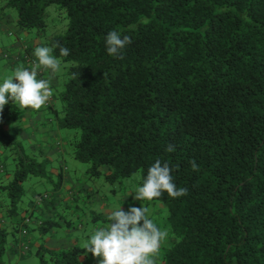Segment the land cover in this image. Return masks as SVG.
Wrapping results in <instances>:
<instances>
[{"label": "trees", "instance_id": "obj_1", "mask_svg": "<svg viewBox=\"0 0 264 264\" xmlns=\"http://www.w3.org/2000/svg\"><path fill=\"white\" fill-rule=\"evenodd\" d=\"M55 4L67 24L49 34L46 46L58 42L70 54L60 57L58 47L51 53L66 72L56 74L58 85L40 110L51 120L45 125L70 132L71 154L90 166L92 180L104 176L114 183L139 174L140 186L160 160L172 168L177 187L188 189L184 197L165 192L145 201L169 208L168 236L152 257L155 264H264V0H0V19L15 11L20 30L47 35ZM130 24L137 25L135 31L128 30ZM111 30L132 39L121 58L107 53ZM2 51L0 60L11 72L31 68L25 56ZM44 78L50 80L49 72ZM27 110L10 101L0 113L1 170L13 176L0 183L9 195V201L0 200L2 219L28 233L29 222L40 223L34 229L39 264H92L82 244L90 238L84 235L90 224L82 220L88 216L79 203L74 215L79 212L82 222L66 221L83 227V238L62 250L46 245V233L59 224L57 206L83 195L86 205L97 192L87 179H73L65 148L55 168L57 158L31 144L17 125ZM169 144L174 152L165 151ZM193 159L199 172L190 166ZM31 177L52 187L27 200L24 184ZM74 181L84 187L75 192ZM25 202L30 208L20 207ZM40 210L52 215L45 221L37 217ZM92 221L91 233L110 223L103 214ZM13 234L0 225V264H7ZM25 242L35 246L28 237Z\"/></svg>", "mask_w": 264, "mask_h": 264}, {"label": "clouds", "instance_id": "obj_2", "mask_svg": "<svg viewBox=\"0 0 264 264\" xmlns=\"http://www.w3.org/2000/svg\"><path fill=\"white\" fill-rule=\"evenodd\" d=\"M136 24L128 26L129 31H135ZM132 43L128 35L121 37L116 30H111L105 36L107 53L113 57L121 58L122 50ZM58 47L60 57L69 56L67 47L58 42L53 47L37 46L34 49L35 60L31 68L18 67L12 76L0 83V113L11 101L23 111L25 109L38 110L51 100L53 95L50 81L38 79L42 72L51 70L55 74L61 61L51 55L53 49ZM103 73V77H106ZM165 151L174 152L175 146L169 144ZM193 171L199 172L195 159L190 161ZM172 168L168 163L157 160L149 167L142 184L134 193H129L133 201H139L141 207L129 206L127 210L117 207L108 213L110 223L107 227L98 228L90 239L83 245L87 254L98 260V264H155L152 258L159 252L162 242L168 233L158 227L149 218L148 208L144 202H151L161 197L165 192L170 198L184 197L188 194L187 188H178L174 182Z\"/></svg>", "mask_w": 264, "mask_h": 264}, {"label": "rangeland", "instance_id": "obj_3", "mask_svg": "<svg viewBox=\"0 0 264 264\" xmlns=\"http://www.w3.org/2000/svg\"><path fill=\"white\" fill-rule=\"evenodd\" d=\"M49 15H50V27H49V33L47 35H40L37 36L35 34H28L22 30H20V28L16 25V12H6V13H2V15H5L6 17H10L11 20H9L6 29L4 31H2L0 33V38H1V42H0V47L4 48V47H11L16 45L17 43H19L21 40H24V42L29 46H46L47 44V39L49 37V34L51 32H55L57 30H62L63 27L67 24L66 19L64 17V14L60 11L59 6L58 5H52L49 8ZM14 30L17 29V34L15 36H9L8 35V30ZM14 53V51H13ZM4 64H6L5 60H0V81L4 80L5 78L12 76L13 73L10 71V67H8V69H5ZM66 69L62 68V66L59 68V70L56 72V74L61 75L62 73H65ZM41 77H39L38 79H40ZM65 80L64 77H62L61 81ZM43 119H45V122L43 121ZM48 117L47 116H39L36 113H29V111L27 110L26 113V118H24V120H21L22 122L19 121V123H17L18 126H22V130L23 131H27L28 130H33L34 129H41L43 126H46V128L48 130H50L49 127L52 128V132L50 134V132L46 133V139L47 141H49V144H52L54 147L57 148H53V149H62L65 148L66 154H64V157L66 159L67 162V169H69L71 171V175L73 176V179H81L79 181H81V183H85L86 179H87V185L89 187L92 188V191H96L97 193H95V197L97 199H99L101 202V207L97 206V202L93 203L90 202L88 204H83L82 202L86 200V197L83 195L82 199L79 202H65V203H61L60 205L57 206V217H60V219H58L56 222L60 224V222L65 221L66 222V216L67 219L69 221H72V223H74L75 225H79L82 220H80L76 215H74V210L75 207L77 206L76 204L79 203V207L81 208V210L86 212V215L88 216L87 219L89 221L90 226L87 228V234H90V237L92 234L90 231H92L93 228V221H92V217L95 214H106L108 212H110L112 209H115L117 207H122L124 210H127L128 207L131 206H137V207H141V203L137 201H133L132 196H129V193H134L135 190L139 187V181H140V175L136 174L133 177L124 179L120 182H114V183H110L106 177L101 176L99 178H93V180L91 178H89L87 176V170L90 168L89 165L81 163L79 161H77L71 154V151L69 149L68 146V142H67V136H69L70 132L67 130H59L57 128V126L55 125V123L52 126L49 125H45V124H49L51 122L47 120ZM13 126V124H12ZM12 132L15 130L17 131V126H15L13 129H10ZM42 135H37L36 137H39L37 139L32 140L31 144L32 145H39L40 143H34L35 141L41 142L43 140V136ZM42 138V140H41ZM42 148V147H41ZM50 150V149H49ZM48 151V149H47ZM57 153V152H56ZM55 160H53L55 162L54 166L55 168H57V164L56 162H59V156L54 155ZM2 158H0L1 160ZM54 159V157H53ZM2 162L4 163V160H2ZM12 162V161H11ZM10 162V166L9 167V171L10 173L13 172V163ZM13 174V173H12ZM13 176L10 175L9 177L7 176V173L4 172L3 170H1L0 168V183H2V181L6 184H8L10 180H12ZM47 180V179H46ZM46 180L38 178V177H31L25 184H24V190H25V194H26V199H34V194H32V192H43L49 188H51V182L50 184L47 186L46 185ZM54 182H57V177L53 178ZM79 181H74V184L72 185V187H75V192H77L79 189H82L81 186L78 182ZM87 189V188H86ZM90 191V192H92ZM67 195V200L72 199V196H69L68 193ZM132 199V200H130ZM0 200L3 201L4 203L6 201H9V195L8 192H4L0 189ZM51 203V202H50ZM106 204V205H105ZM26 205V206H25ZM144 205L148 208V215L149 218L153 220L154 223H156L158 225L159 228H161L162 230H166L167 231V215L169 212V208H168V204L167 203H162V202H157L156 204H147L146 202H144ZM25 208H30L29 206H31L29 203L25 202L20 203V207H24ZM4 209L6 210L5 206H3ZM41 208V207H40ZM42 208H44V205H42ZM3 210V211H5ZM37 217H41L40 214H38ZM43 218V217H42ZM20 216L19 217H14V221L19 220L20 221ZM47 219V218H46ZM61 225V224H60ZM60 225H56V227L54 228L56 233L58 232V235L60 236L62 233H60L59 231L62 230L59 226ZM29 230H30V235L33 236V238H37L36 236H38V234L36 233V231H34L35 228H37L33 222V220L31 222H29ZM15 236L10 235L9 240L12 242H14V240L16 238L20 239L21 233L20 232H14ZM39 237V236H38ZM47 241V237L45 238ZM90 239V238H89ZM88 239V240H89ZM86 239H84L82 242V244L84 245L86 243ZM38 243H40V241H38ZM5 260L7 261V264H39V258L37 255V247H33L31 249L30 252H28V256H26L25 258L21 259V260H17L12 259L10 261L9 257L6 256Z\"/></svg>", "mask_w": 264, "mask_h": 264}, {"label": "crops", "instance_id": "obj_4", "mask_svg": "<svg viewBox=\"0 0 264 264\" xmlns=\"http://www.w3.org/2000/svg\"><path fill=\"white\" fill-rule=\"evenodd\" d=\"M9 20H11L10 17H6L5 15H2V19H0V33L6 29V26L9 22ZM17 31H18L17 29L8 30V35L9 36H15L17 34ZM8 48L13 49L14 53L17 54L16 58L25 56L27 66L31 67V63L33 60H35V57H34V50L28 52V49L30 48L29 44L27 45L24 42V40H21L19 43H17L14 46L3 48L2 52H6ZM7 65H8V63L6 62V64H4V66H5L4 70L8 69ZM47 72H49V77H50V80H49L50 81V88L53 90V85H55V86L58 85V78L56 77V73L52 74L51 70H48V71L42 72L41 75H43V76L40 75V76H38V78L39 77L44 78L45 73H47ZM44 79H46V78H44ZM41 109H42V107L38 110L28 109V111L31 114L36 113L42 117L44 115L41 113L42 112V111H40ZM43 121L45 122V119H43ZM47 132H50V134H51L52 131L48 130L46 128V126H43L41 129H34V131L33 130H28V132L24 131V134L30 138L31 142H32V140L39 138V137H36L37 135H42L44 138H43V140L41 138V140H42L41 142H38V141L34 142V143H40L39 145H35L36 146L35 148H37L38 146H43L44 152H47L51 157H54V155H56V154L60 155V153L62 152L61 149L60 148L58 150L53 149V148H57V147H54L52 144H49V141L45 140L47 137L46 136ZM47 149H48V151H47ZM1 167H2V164L0 162V168ZM80 184H81V181H80ZM91 195L92 196L90 197V199H88V201L89 202H97L96 203L97 206L101 207V205H102L100 203L101 201L99 199H97L94 194L91 193ZM66 199H67V197H66ZM112 210H114V209H112ZM41 212L42 211L40 210V212H39V214L41 215L40 218L43 217V220H45V221L49 219L50 215H52V214H48V212L45 213V211L42 213ZM108 213L103 214V215L105 217H108ZM76 216L78 218H80V213L78 212V214H76ZM82 218L84 221H85V219L88 221L87 218H84V217H82ZM3 224H5V226H7L11 232L13 230L14 232L16 231V232L21 233L20 239L16 238L14 240V242L10 243V245L12 247V251L8 255L10 261L12 259H15V258L17 260H21V259L25 258L26 256H28V252H30L31 249L29 248V246H27V243L25 242V238L28 237L32 242H35L37 238L34 239L33 236H31L30 233H28V231L24 230L23 225H21V227H17L16 223H13V221H10L9 218L7 220L2 219V215L0 214V225H3ZM60 224H58V225H60L59 227L62 229L59 231L60 233H62L60 236L58 235V232L56 233L55 229H51L49 232L46 233L47 234L46 245L49 248L55 249V250L67 249V248L71 247L72 245H74L75 241L78 240L77 239L78 237L81 239L83 238L82 237L83 234H82V232H80L81 229H83V227H80L81 229L77 230V228H72L70 225H68L67 221L66 222L65 221L60 222ZM35 226L40 227V223L39 224L35 223ZM36 229H38V228H36ZM34 231H36V233H38L37 230H34ZM84 235H87V232ZM12 236H15V234H13ZM35 247H37V248L39 247L38 242H35ZM90 262L92 264H97V260L94 257H91Z\"/></svg>", "mask_w": 264, "mask_h": 264}]
</instances>
